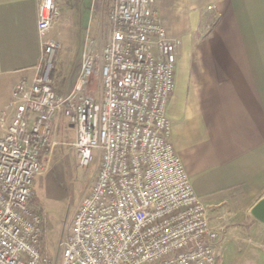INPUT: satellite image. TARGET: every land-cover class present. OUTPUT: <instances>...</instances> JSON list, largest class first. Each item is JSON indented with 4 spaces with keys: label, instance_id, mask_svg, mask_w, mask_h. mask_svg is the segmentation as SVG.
<instances>
[{
    "label": "built area",
    "instance_id": "obj_1",
    "mask_svg": "<svg viewBox=\"0 0 264 264\" xmlns=\"http://www.w3.org/2000/svg\"><path fill=\"white\" fill-rule=\"evenodd\" d=\"M58 4L39 0L41 61L14 84L0 119V264H217L222 229L209 222L172 141L178 47L155 0H108L107 36L87 38L66 93L52 83L61 44L47 36ZM93 74L97 88L86 93ZM65 122L79 166L98 167L57 258L34 183Z\"/></svg>",
    "mask_w": 264,
    "mask_h": 264
},
{
    "label": "crops",
    "instance_id": "obj_2",
    "mask_svg": "<svg viewBox=\"0 0 264 264\" xmlns=\"http://www.w3.org/2000/svg\"><path fill=\"white\" fill-rule=\"evenodd\" d=\"M105 4L59 0L60 20L100 28ZM38 8L39 0H0V106L41 61ZM155 8L178 47L167 107L175 148L211 225L248 218L264 197V0H155Z\"/></svg>",
    "mask_w": 264,
    "mask_h": 264
},
{
    "label": "rangeland",
    "instance_id": "obj_3",
    "mask_svg": "<svg viewBox=\"0 0 264 264\" xmlns=\"http://www.w3.org/2000/svg\"><path fill=\"white\" fill-rule=\"evenodd\" d=\"M101 16V27L96 29H89L84 24H78L74 28L70 24H62L59 17L55 29L47 35L61 44L53 59L52 83L55 88H60L62 93H66L75 83L87 38L94 39L98 44L106 38V4ZM94 46L96 47V43ZM97 85V76L93 74L86 93H93ZM1 92L0 97H3L2 94L6 90ZM7 112V107L0 106V119L3 117L4 121ZM3 121L0 120V133ZM70 133L72 131L68 123H62L59 132V140L62 143L47 158L45 171L36 177L34 183V203L46 219L48 244L57 258L70 221L81 199L90 189L98 167L97 160L89 166H79L76 151L70 145L73 139ZM216 228L222 229L217 240V264H264V224L251 213L248 218L230 221Z\"/></svg>",
    "mask_w": 264,
    "mask_h": 264
},
{
    "label": "water",
    "instance_id": "obj_4",
    "mask_svg": "<svg viewBox=\"0 0 264 264\" xmlns=\"http://www.w3.org/2000/svg\"><path fill=\"white\" fill-rule=\"evenodd\" d=\"M252 216L264 224V197L261 198L251 209Z\"/></svg>",
    "mask_w": 264,
    "mask_h": 264
},
{
    "label": "trees",
    "instance_id": "obj_5",
    "mask_svg": "<svg viewBox=\"0 0 264 264\" xmlns=\"http://www.w3.org/2000/svg\"><path fill=\"white\" fill-rule=\"evenodd\" d=\"M34 200H35V198H34Z\"/></svg>",
    "mask_w": 264,
    "mask_h": 264
}]
</instances>
